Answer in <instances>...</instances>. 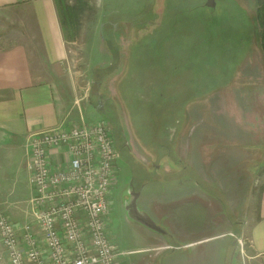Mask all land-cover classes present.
<instances>
[{"label":"rangeland","instance_id":"374dc122","mask_svg":"<svg viewBox=\"0 0 264 264\" xmlns=\"http://www.w3.org/2000/svg\"><path fill=\"white\" fill-rule=\"evenodd\" d=\"M52 1L65 56L55 74L44 54L31 50L32 66L49 69L66 104L79 105L84 121L103 118L114 129L122 127L130 147L129 153L118 147V182L108 215L118 249L130 253L142 245V233L154 232L126 216L131 181L135 192L149 181L137 206L155 217L156 194L160 200L171 195L164 165L175 170L174 157L187 160L188 149L190 163L207 172L200 176L218 175V182L201 186L215 193L220 183L219 200L224 204L225 191L239 217L248 206L243 194L249 184L264 185V7L257 11L255 0H215L214 8L205 0ZM4 30L0 46L15 36L6 38ZM94 92L106 99L103 109L96 107ZM181 174L195 179L196 170L191 166ZM223 218L229 221L219 225L224 236L174 261L242 264L227 235L238 227L227 212L220 223ZM139 253L123 254L124 260L134 261Z\"/></svg>","mask_w":264,"mask_h":264},{"label":"crops","instance_id":"0c3cea01","mask_svg":"<svg viewBox=\"0 0 264 264\" xmlns=\"http://www.w3.org/2000/svg\"><path fill=\"white\" fill-rule=\"evenodd\" d=\"M4 28L9 30L6 38L10 33L15 36L0 46V212L11 220L22 244L23 225L32 224V228L37 229L34 225V206L31 202L34 192L27 168L25 138L29 133L60 124H79L85 118L79 105L75 107V104H66L65 98L63 99L64 91L58 82L53 80L49 69L37 71V67L32 66L36 59L30 57L31 50L34 54H44L43 62L49 66L53 65L50 67L52 72L65 56L53 1L0 0V37L5 34ZM36 46L39 51L33 48ZM54 73L56 74L55 71ZM192 155L189 156V149L184 154L187 160H182V156L177 154L176 159H180L182 163L173 162L175 170H170L168 165H164L163 169L170 176L169 182L172 184L169 187L171 195L170 198L160 200L156 194L157 198L152 205L156 216L152 217L149 212L141 209L152 219L157 218L155 223L165 228L168 234L155 231L142 233V245L128 250L130 253H127L129 255L140 251L141 253L137 254L138 259L124 260L122 255L120 262L163 264L166 261L165 264H177L178 260L174 261L175 258L187 257L186 255L193 253L195 248H202L226 234L221 231L219 225L229 224V221L223 218L220 223L219 217H224L227 212L228 216L232 217L231 221L238 227V232L233 233L237 236L245 234L247 253L252 257V263L264 264V185L254 188V184H249L246 189L248 193L243 194L248 206L236 217L238 208L231 207L234 204L225 191L224 204L219 200L220 183L216 184L220 188L216 189L217 193L208 192L201 186L218 182L219 178L217 173L211 180L200 176L198 172L203 173L205 168L196 164L194 167L189 161ZM50 159L55 170L68 165L63 149L52 150ZM191 166L196 170L195 179L193 175L181 174ZM183 179L185 181L182 182ZM143 190L144 188L139 197ZM218 202L222 203V207ZM160 206H164V211H161ZM108 215V233L113 239ZM145 249L151 251L144 252ZM188 249L191 252L185 251ZM227 252L226 249L224 253ZM0 254V264H9L1 240Z\"/></svg>","mask_w":264,"mask_h":264},{"label":"built area","instance_id":"2783aa9c","mask_svg":"<svg viewBox=\"0 0 264 264\" xmlns=\"http://www.w3.org/2000/svg\"><path fill=\"white\" fill-rule=\"evenodd\" d=\"M24 146L37 229L23 225L21 244L13 223L0 212V240L9 264H122L119 259L127 253L114 244L106 222L118 179L109 123L98 118L60 124L29 133ZM59 148L68 165L55 170L50 153ZM229 234L241 263L253 264L247 240Z\"/></svg>","mask_w":264,"mask_h":264},{"label":"water","instance_id":"95a60500","mask_svg":"<svg viewBox=\"0 0 264 264\" xmlns=\"http://www.w3.org/2000/svg\"><path fill=\"white\" fill-rule=\"evenodd\" d=\"M205 6L214 8L215 7V0H205ZM102 27H100L101 29ZM98 109L99 106H97ZM130 191V198L128 201H126L124 207L126 211V216L130 221L136 222L138 224H141L152 231L160 232L162 234H165V230L161 229L159 225L155 223V221L144 211L138 208L137 206V198L139 193L129 190Z\"/></svg>","mask_w":264,"mask_h":264},{"label":"flooded vegetation","instance_id":"af4514ba","mask_svg":"<svg viewBox=\"0 0 264 264\" xmlns=\"http://www.w3.org/2000/svg\"><path fill=\"white\" fill-rule=\"evenodd\" d=\"M100 27H103V23L100 25ZM115 28H116V25L113 23V29L115 30ZM102 30V28L100 29V31ZM102 36V35H101ZM102 39H104L103 38V36H102ZM106 40V39H105ZM97 85V84H96ZM100 85V84H99ZM94 94H96V100H97V102H96V107L97 106H99V108L101 109H103V107H104V105L106 104V99L102 96V95H100V94H98V93H96V92H94ZM99 110V109H98ZM165 130V129H164ZM175 131H176V129H174ZM112 132H113V127H112ZM174 135V134H173ZM172 135V136H173ZM176 135V134H175ZM113 139H114V144H115V146H116V149H117V155H118V157H117V161L116 162H118V159H119V150H118V147H119V145H120V147L119 148H122L123 150H125V151H128V153H129V151H130V147H129V145L127 144V142H126V139H125V133H124V130H123V128L122 127H120L119 128V130H118V134L116 133V131H115V133H113ZM172 141H173V139H171ZM118 145V146H117ZM166 148H169V146H166ZM154 155V154H153ZM166 156V155H165ZM169 156H171V154H167V156L166 157H169ZM172 157V156H171ZM173 158V157H172ZM177 157H174V162L175 163H182V161L180 160V159H176ZM127 161V160H126ZM156 161V160H155ZM128 162V161H127ZM154 166H153V168H156L158 171H159V169H160V166H159V164H153ZM204 168V167H203ZM203 173H207V172H203ZM163 174V178H164V180H166V178H168V179H170V177H169V175H167V174H165V173H162ZM159 181V180H158ZM117 182H118V179H117ZM117 182H116V184H117ZM149 182V181H148ZM148 182H142L140 185H141V188L137 191L139 194L141 193V191H142V189L144 188V186L146 185V183H148ZM198 182V181H197ZM131 188H130V190H132V191H134V188L132 187L133 186V183H132V181H131ZM128 190V189H127ZM129 196V195H128ZM138 197H139V195H138ZM138 199V198H137ZM166 232V231H165ZM229 233H232V232H228L227 233V235L228 236H230L231 237V239H232V243L235 245L236 243H235V239L229 234ZM166 234H168L167 232H166Z\"/></svg>","mask_w":264,"mask_h":264},{"label":"trees","instance_id":"16d2710c","mask_svg":"<svg viewBox=\"0 0 264 264\" xmlns=\"http://www.w3.org/2000/svg\"><path fill=\"white\" fill-rule=\"evenodd\" d=\"M255 2H256V9H257V11H260L261 10V8H263L264 7V0H255ZM261 15V14H260ZM259 16V15H258ZM117 55V54H116ZM114 68L115 66H113V64L112 65H110L109 66V68ZM111 70V69H110ZM107 71V70H106ZM102 76H103V73L101 74V76H100V80H99V82H97V86L100 84V82H101V79H102ZM113 127V126H112ZM118 130H119V128H115L114 129V127H113V133H115V131H116V133L118 134ZM118 146V145H117ZM119 147H120V145H119ZM128 161V160H127ZM129 163V162H128ZM130 164V163H129Z\"/></svg>","mask_w":264,"mask_h":264}]
</instances>
